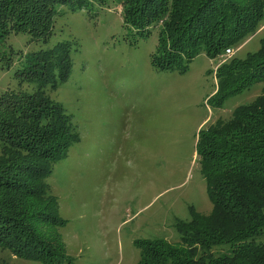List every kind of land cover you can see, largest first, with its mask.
Here are the masks:
<instances>
[{
	"label": "rangeland",
	"instance_id": "rangeland-1",
	"mask_svg": "<svg viewBox=\"0 0 264 264\" xmlns=\"http://www.w3.org/2000/svg\"><path fill=\"white\" fill-rule=\"evenodd\" d=\"M89 2L81 11L59 7L48 40L9 33L0 42V97L34 92L37 85L26 81L24 72L13 74L26 58L68 44L64 83L42 91L61 106L77 135L45 180L63 222L51 232L62 244L60 264H138L140 243L173 245L175 223L188 221L190 208L210 212L195 152L198 135L252 102L261 88L216 107L214 75L225 62L244 60L259 49L264 12L259 29L232 55L209 59L201 52L180 74L152 65L156 32L131 35L118 1ZM0 264L43 263L0 247Z\"/></svg>",
	"mask_w": 264,
	"mask_h": 264
},
{
	"label": "trees",
	"instance_id": "trees-1",
	"mask_svg": "<svg viewBox=\"0 0 264 264\" xmlns=\"http://www.w3.org/2000/svg\"><path fill=\"white\" fill-rule=\"evenodd\" d=\"M112 1L120 3L131 35L156 32L152 65L180 74L199 53L213 59L253 36L264 12V0ZM88 4L0 0V42L9 33L48 40L59 7L81 11ZM70 54L68 44L58 43L33 60L26 58L13 76L24 72V79L37 85L35 91L0 97V247L43 264L65 259L60 239L51 234L63 222L45 180L77 135L61 106L42 91L43 86L64 83ZM214 79L211 103L216 107L255 86L261 87L260 94L198 135L195 152L211 203L209 214L190 208L189 220L175 223L178 241L173 245L140 243L138 264H264V39L244 60L220 65Z\"/></svg>",
	"mask_w": 264,
	"mask_h": 264
},
{
	"label": "built area",
	"instance_id": "built-area-1",
	"mask_svg": "<svg viewBox=\"0 0 264 264\" xmlns=\"http://www.w3.org/2000/svg\"><path fill=\"white\" fill-rule=\"evenodd\" d=\"M250 38V37H249ZM238 47V46H237ZM227 48L221 55L218 56V58H222V57H229L230 55L233 54L234 50L237 48ZM223 59V58H222Z\"/></svg>",
	"mask_w": 264,
	"mask_h": 264
}]
</instances>
